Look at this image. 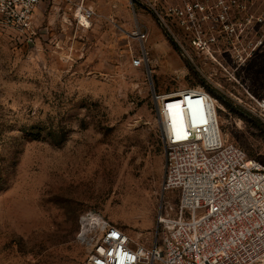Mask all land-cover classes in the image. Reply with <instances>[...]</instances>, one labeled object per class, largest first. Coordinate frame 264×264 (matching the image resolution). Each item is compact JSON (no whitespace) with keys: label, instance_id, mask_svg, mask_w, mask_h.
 Listing matches in <instances>:
<instances>
[{"label":"rangeland","instance_id":"rangeland-1","mask_svg":"<svg viewBox=\"0 0 264 264\" xmlns=\"http://www.w3.org/2000/svg\"><path fill=\"white\" fill-rule=\"evenodd\" d=\"M81 5L94 10L86 26ZM248 14H264V0ZM34 24L0 28V264H84L87 212L147 247L160 239L179 196L162 187L159 94L203 87L225 139L264 163L252 117L264 123V37L221 38L214 58L182 42L187 56L144 0H46Z\"/></svg>","mask_w":264,"mask_h":264},{"label":"built area","instance_id":"built-area-1","mask_svg":"<svg viewBox=\"0 0 264 264\" xmlns=\"http://www.w3.org/2000/svg\"><path fill=\"white\" fill-rule=\"evenodd\" d=\"M43 1L0 0V28L32 31ZM256 1L144 0L184 54L191 56L182 42L195 49L193 56L212 58L221 38L262 41L264 14H248ZM93 15L81 5L78 23L88 25ZM134 34L147 38L139 25ZM147 59L142 49L132 63L141 66ZM156 97L166 156L162 187L178 192L176 214L161 218L160 239L147 247L87 212L77 234L88 249L84 264H264V163L225 139L217 99L203 87ZM257 103L264 108V98Z\"/></svg>","mask_w":264,"mask_h":264},{"label":"trees","instance_id":"trees-1","mask_svg":"<svg viewBox=\"0 0 264 264\" xmlns=\"http://www.w3.org/2000/svg\"><path fill=\"white\" fill-rule=\"evenodd\" d=\"M212 94V93H211ZM213 95V94H212ZM214 96V95H213ZM253 117V119H254V121H255V123L262 129V130H264V123L259 119V118H257V117H254V116H252ZM228 141V140H227ZM231 142V141H230Z\"/></svg>","mask_w":264,"mask_h":264},{"label":"bare ground","instance_id":"bare-ground-1","mask_svg":"<svg viewBox=\"0 0 264 264\" xmlns=\"http://www.w3.org/2000/svg\"><path fill=\"white\" fill-rule=\"evenodd\" d=\"M176 106L180 109V111H183V110H182L183 106L180 105V103H176ZM187 110H188V109H187ZM184 111H185V110H184Z\"/></svg>","mask_w":264,"mask_h":264}]
</instances>
